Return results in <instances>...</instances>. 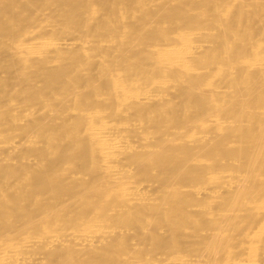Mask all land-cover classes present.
<instances>
[{
    "label": "bare ground",
    "instance_id": "6f19581e",
    "mask_svg": "<svg viewBox=\"0 0 264 264\" xmlns=\"http://www.w3.org/2000/svg\"><path fill=\"white\" fill-rule=\"evenodd\" d=\"M0 264H264V0H0Z\"/></svg>",
    "mask_w": 264,
    "mask_h": 264
}]
</instances>
